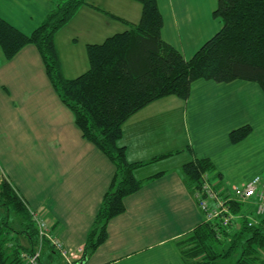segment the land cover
<instances>
[{"label":"crops","instance_id":"crops-1","mask_svg":"<svg viewBox=\"0 0 264 264\" xmlns=\"http://www.w3.org/2000/svg\"><path fill=\"white\" fill-rule=\"evenodd\" d=\"M218 1L158 0L163 38L185 58L192 57L222 27L213 14ZM52 9L54 0H0V15L27 33ZM141 15L137 0H87L56 34L64 75L71 78L68 73L84 70L89 43L129 29ZM0 107L8 114L0 145L4 174L30 208L47 218L52 235L83 253L115 165L83 137L35 45L24 46L10 60L0 48ZM246 124L252 132L232 142L231 132ZM123 129L120 144L128 159L145 163L135 170L136 177H153L125 197V212L110 220L108 238L82 264H188L178 242L202 224L205 214L182 166L210 158L221 172L219 179L209 175L211 182L231 195L229 169L249 170L254 154L264 159V91L254 81L200 79L187 100L172 95L152 102ZM246 204L252 216L255 201Z\"/></svg>","mask_w":264,"mask_h":264},{"label":"trees","instance_id":"trees-1","mask_svg":"<svg viewBox=\"0 0 264 264\" xmlns=\"http://www.w3.org/2000/svg\"><path fill=\"white\" fill-rule=\"evenodd\" d=\"M137 1L142 4L139 22L103 42L89 43V68L72 78L64 75L56 34L87 0H54V9L30 33L0 15V48L5 58L10 60L24 46L35 45L52 86L74 114L83 137L115 165L111 184L87 234L80 264L108 238L110 220L126 210L125 197L153 177H136L135 170L145 163L130 161L126 146L120 144L130 117L167 96L187 100L193 83L200 79L254 81L264 91V0H219L213 14L222 21V27L190 58L163 38L164 18L158 0ZM252 129L249 124L234 129L231 141H241ZM182 172L194 193L202 187L206 175L215 179L221 176L206 157L183 164ZM214 187L223 197L230 196L222 187ZM246 203L250 202L230 201L231 212L238 215L231 224L204 220L178 242L188 264H213L235 254L234 264H264V214L258 215L255 206L250 216ZM0 208L4 211L0 217V264H27L22 254H34L40 243L32 215L36 210L30 208L1 166ZM56 254L61 264H68L46 240L39 264H59Z\"/></svg>","mask_w":264,"mask_h":264},{"label":"built area","instance_id":"built-area-1","mask_svg":"<svg viewBox=\"0 0 264 264\" xmlns=\"http://www.w3.org/2000/svg\"><path fill=\"white\" fill-rule=\"evenodd\" d=\"M195 196L200 208L205 214V220L221 225H229L238 216L231 212L230 201L252 202L255 201L257 214H264V184L260 175L248 180L241 188L233 187L229 197H223L214 187V184L205 176L202 187L195 191ZM33 219L39 230L40 243L34 254L24 252L22 255L28 264H39L38 259L43 250L46 240L58 250L63 259L68 264H80L81 251H72L64 245L58 238L51 234V227L47 218L40 212L32 211ZM253 220V219H251Z\"/></svg>","mask_w":264,"mask_h":264},{"label":"rangeland","instance_id":"rangeland-1","mask_svg":"<svg viewBox=\"0 0 264 264\" xmlns=\"http://www.w3.org/2000/svg\"><path fill=\"white\" fill-rule=\"evenodd\" d=\"M62 51L64 53H67V50H66L64 45H62ZM86 55L88 56L87 47H86ZM85 63H86V66H85V68H83L84 70H74L73 68H71L69 70V72L71 70H74V72L68 73L70 75L69 77H71V78L76 77V76L80 75L81 73L85 72L89 68V65H90L89 64V57H86ZM39 102H40V99H39ZM7 120H8V114L6 112L4 113L3 108L0 107V145L3 142V140L1 139L2 127H4L2 121H7ZM31 144L33 145L32 141H31ZM0 158H1V156H0ZM261 158H262V155H256V154L252 155L251 163L249 165L250 169L245 170V172L239 173L234 169V167H231V169H229V172L228 173L226 172L228 175V179L226 180V182L232 187L241 188L242 185L245 184L249 178L253 177L254 174L260 175L262 178V182H263L264 181V159H261ZM0 165H1V163H0ZM1 169H2V167H1ZM246 206L247 205H243V208H246ZM3 215H4V211H3V209L0 208V217H2ZM15 225H16V223H15ZM17 226H19V225L17 224ZM21 240L24 244L27 243V240L25 238H21ZM237 257H238V254H235L231 258L223 259V260H220L219 262H215L213 264H234ZM58 258H59V255L56 254V263L58 261V263L61 264L60 260Z\"/></svg>","mask_w":264,"mask_h":264},{"label":"water","instance_id":"water-1","mask_svg":"<svg viewBox=\"0 0 264 264\" xmlns=\"http://www.w3.org/2000/svg\"><path fill=\"white\" fill-rule=\"evenodd\" d=\"M83 262V261H82ZM82 262H81V264H82Z\"/></svg>","mask_w":264,"mask_h":264}]
</instances>
